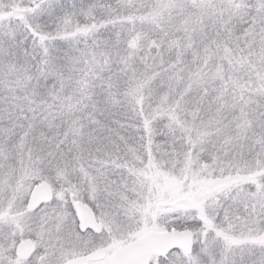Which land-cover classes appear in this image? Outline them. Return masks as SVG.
Instances as JSON below:
<instances>
[{"label":"snow or ice","instance_id":"obj_1","mask_svg":"<svg viewBox=\"0 0 264 264\" xmlns=\"http://www.w3.org/2000/svg\"><path fill=\"white\" fill-rule=\"evenodd\" d=\"M0 264H264V0H0Z\"/></svg>","mask_w":264,"mask_h":264}]
</instances>
